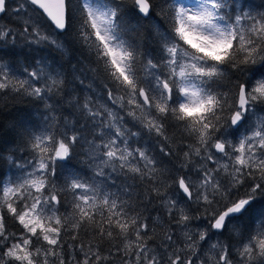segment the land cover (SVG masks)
Returning a JSON list of instances; mask_svg holds the SVG:
<instances>
[{"label":"snow or ice","instance_id":"obj_1","mask_svg":"<svg viewBox=\"0 0 264 264\" xmlns=\"http://www.w3.org/2000/svg\"><path fill=\"white\" fill-rule=\"evenodd\" d=\"M29 6L51 30L30 16L17 32L0 27V98L35 109L10 127L15 151L0 138V264H264V5L22 0L11 11ZM229 69L247 78L225 84ZM89 72L105 80V103L73 95L70 84L85 86ZM170 121L192 141L182 156L160 147L179 161V176L132 146L144 133L167 141ZM11 168L19 174L8 176ZM129 176L151 185L148 202L167 217L159 244L129 203L132 185L116 184ZM64 193L72 200L61 213ZM8 215L22 231H8ZM226 232L228 242L215 239Z\"/></svg>","mask_w":264,"mask_h":264},{"label":"trees","instance_id":"obj_2","mask_svg":"<svg viewBox=\"0 0 264 264\" xmlns=\"http://www.w3.org/2000/svg\"><path fill=\"white\" fill-rule=\"evenodd\" d=\"M22 1V0H19ZM155 3L158 5H163L164 0H154ZM252 5L254 7H258L261 5H264V0H252ZM29 13H33V15L36 16L37 20H40L41 23H46L42 17L38 16L36 12L33 11V8L29 6L28 9ZM155 12L157 16H161V8L157 7L155 9ZM7 15V13H6ZM6 15H3L0 17V21H2V18H5ZM21 23L15 24L14 26H11V28L14 30V32H17V30L23 25L24 22L19 21ZM165 24L167 27H171V25L167 22L165 18ZM48 25V24H47ZM50 28V26L48 25ZM19 40V39H18ZM17 40V41H18ZM16 41V42H17ZM80 53L79 52H74L73 53V62H75V57H79ZM61 62L65 63V66L67 67V59H63ZM87 63V61H85ZM93 73H87V78L83 76L84 79V85L85 86H80L79 82L76 81L73 84H70V88H75L76 91L73 93V95L80 96L81 99H83L84 96L83 92L84 90H87V85L91 84L92 85V91L89 92L88 95L85 96H93L94 100L97 99V102H103L105 103L106 101V94L104 93L103 89V84L105 83V80L103 79L102 76L98 77L95 79V83H93ZM239 77L241 80L246 79V75L244 73H233L230 69L228 70L226 74V79H225V84H228L229 80L232 81V83L235 82L234 77ZM71 79V76L69 77ZM100 97H103V99H99ZM32 109L35 111L33 108V105L31 102H29L25 98L21 97H15L9 95L7 97L0 98V138H3L5 141V146L8 148V151H15V149L18 146V142L14 143H8V141L14 139V134L10 132V127L12 123L14 122V119L17 117V115L24 110ZM43 110L42 105H41V111ZM75 112V110H73ZM78 113L75 114V116L70 117V119H75L78 117ZM39 119V116L37 117ZM83 122V121H82ZM43 122L41 121V124ZM175 122L170 121L168 125H166V135L169 137L167 141H164L161 138H157L155 134H148L149 138H151L154 141V145H152L149 149L151 151V154L154 155L158 161L161 162L160 167L163 168V163L162 159H170L172 157H166L163 155V153L160 152V147L162 145H167L168 147L172 148L173 151L175 149H180L184 148L186 149V145L192 143L190 138L187 137L186 134H184L183 129L174 126ZM81 149L77 148V152H80ZM22 153L16 151V155L19 156ZM174 157V156H173ZM82 167L85 168V171L87 173H91V169L87 167V165H81ZM13 168L7 170V175ZM66 175V174H65ZM83 175V173H81ZM166 175H169L166 173ZM173 176H177V173L171 174ZM64 179V175L61 176V180L58 181V183H62ZM141 180L139 178H136L133 180L130 178L121 177L116 181L117 186H123V185H132L130 192H131V199L129 200V203L133 204L138 208L140 212L143 213L145 217H148L150 219V227H153L155 229V244L160 243L162 237H163V232L164 229L159 226L161 220H167L166 215L162 212L159 206V202L156 200H152L151 203L148 202L149 200V189L151 185L147 182H140ZM171 181H169L170 183ZM110 191H116L115 188L109 189ZM124 199H128L127 196L124 197ZM72 200V195L70 193H64L62 194V207H61V213H63L66 209L70 211L69 205ZM159 218V219H158ZM6 224L8 226V229L11 231H22L20 228L19 223L10 215L6 216ZM16 232V233H19ZM64 240L66 243H72L73 241L71 240V234L64 235ZM79 240L83 241L84 243H88L92 240V237L90 234L86 235L84 232L80 233ZM152 242L150 241V244ZM103 247L105 248V253H107V249L110 247L109 242L105 241L103 243ZM114 250V249H113Z\"/></svg>","mask_w":264,"mask_h":264},{"label":"rangeland","instance_id":"obj_3","mask_svg":"<svg viewBox=\"0 0 264 264\" xmlns=\"http://www.w3.org/2000/svg\"><path fill=\"white\" fill-rule=\"evenodd\" d=\"M20 2H22V1H19V0H8V3H9V12L7 13V15H6V17L5 18H2L1 20L2 21H0V27H5V26H7V27H11V26H14L15 24H18V23H21V22H19V21H22V22H24L25 21V19L28 17V16H30V17H32L33 18V20H37L36 19V16L35 15H33V13H29L28 11H27V14L25 15V13H20L19 15H16L15 13H13L12 11H11V9L12 8H15ZM28 9H29V7H28ZM44 25H45V28H46V30H51L49 27H48V25H47V23H43ZM21 28V27H20ZM20 28L17 30V31H19L20 30ZM13 30V29H12ZM14 31V30H13ZM24 40L23 39H19L17 42H16V44H17V48L19 49L20 47H22V46H24ZM77 75H79V73L77 74ZM81 79H83V76H81L80 77ZM89 94V91H86V90H84V92H83V95L82 96H85V95H88ZM96 100V102H97V99H95ZM106 102V101H105ZM97 103H103V102H100V101H98ZM127 119H131L130 117H127ZM191 140V139H190ZM152 145H154V141L151 139V138H149V136H148V134L147 133H144L143 134V136H142V138H138V143H133V147H136V146H143V147H148V148H150ZM184 150H187V148L186 149H184ZM175 153H176V155H178V156H182V152H180L179 151V149H175V151H174ZM162 163H163V168H166V169H168L169 170V172L167 173V174H169L170 176H173V175H171V174H173V173H177V176H179V175H181L182 173H179V172H176L175 171V168H174V165L175 166H177L178 167V165H179V161L175 158V156L174 157H172V158H170V159H162ZM13 174H19V171L17 170V169H15V168H13L10 172H9V174H8V176H12ZM92 173H88V175L90 176ZM140 182H144V181H140ZM198 214V213H197ZM167 218V217H166ZM18 222V221H17ZM5 223H6V221H5ZM6 226H7V224H6ZM20 228H21V226H20ZM7 229H8V226H7ZM8 231L9 232H14V231H11V230H9L8 229ZM15 232H19V231H16L15 230ZM229 233H225L223 236H219V237H215V239H220V240H222V241H224V242H228V240H229ZM161 242V241H160ZM233 243H236V241L235 240H233L232 241ZM72 243H74V242H72ZM159 244V243H158ZM154 246V245H153ZM114 251V250H113ZM105 254H107V253H105ZM114 264H121V260L119 259V257H115L114 258Z\"/></svg>","mask_w":264,"mask_h":264},{"label":"flooded vegetation","instance_id":"obj_4","mask_svg":"<svg viewBox=\"0 0 264 264\" xmlns=\"http://www.w3.org/2000/svg\"><path fill=\"white\" fill-rule=\"evenodd\" d=\"M3 15H6V14H3ZM3 15H1V16H3ZM1 16H0V17H1Z\"/></svg>","mask_w":264,"mask_h":264},{"label":"water","instance_id":"obj_5","mask_svg":"<svg viewBox=\"0 0 264 264\" xmlns=\"http://www.w3.org/2000/svg\"><path fill=\"white\" fill-rule=\"evenodd\" d=\"M3 15V14H0V16Z\"/></svg>","mask_w":264,"mask_h":264}]
</instances>
